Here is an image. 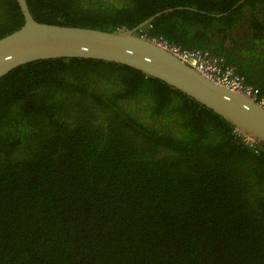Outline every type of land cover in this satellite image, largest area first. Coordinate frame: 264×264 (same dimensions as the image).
Masks as SVG:
<instances>
[{
	"label": "trees",
	"instance_id": "1",
	"mask_svg": "<svg viewBox=\"0 0 264 264\" xmlns=\"http://www.w3.org/2000/svg\"><path fill=\"white\" fill-rule=\"evenodd\" d=\"M239 1L26 0L36 22L109 32L191 8L155 17L147 34L223 57L263 98L264 65L210 46L215 29L237 27ZM23 22L16 0H0V39ZM255 143L124 65L19 66L0 78V264H264Z\"/></svg>",
	"mask_w": 264,
	"mask_h": 264
},
{
	"label": "water",
	"instance_id": "2",
	"mask_svg": "<svg viewBox=\"0 0 264 264\" xmlns=\"http://www.w3.org/2000/svg\"><path fill=\"white\" fill-rule=\"evenodd\" d=\"M16 2L24 22L18 30L0 39V78L39 60L75 58L124 65L179 90L236 130L264 143L262 107L207 80L168 50L138 37V30L172 9L156 13L130 30L109 32L39 23L31 16L26 0Z\"/></svg>",
	"mask_w": 264,
	"mask_h": 264
},
{
	"label": "flooded vegetation",
	"instance_id": "3",
	"mask_svg": "<svg viewBox=\"0 0 264 264\" xmlns=\"http://www.w3.org/2000/svg\"><path fill=\"white\" fill-rule=\"evenodd\" d=\"M85 1L86 0H82V2H85ZM90 1L94 3L97 0H90ZM99 1L107 6H113V5L117 6L126 0H99ZM244 1H247V0H240L239 2H237L238 6L240 5V3ZM235 6L232 8V10L238 7V6L236 7ZM176 8L178 9V7ZM176 8H168V9L173 10ZM252 8H253L252 13L250 14L245 13V9H252ZM181 9H188V10L193 11V9L186 8V7H182ZM239 13L240 14H237L232 19V23L234 22L233 24L235 26L239 25L237 28L234 29V31L236 30V32H238V35L240 37H234L232 33L229 34L230 37H233L236 39L237 41L236 46L239 48V50H237L235 47L233 49L228 47L227 50H229L228 52L234 55V57L237 58L238 60H240L238 56H243V53H244V55L246 54L247 57L249 56L250 61L259 62L262 65H264V57H263L264 56V0H252L251 3L244 6ZM212 16L217 17L216 15H212ZM219 16L223 17L225 16V14L219 15ZM149 28H151V25H146L145 27L141 28L144 31V35L147 39L161 40V41L168 43L169 45L176 46L174 42L163 39L162 37H155V36L150 37L147 34V31ZM121 30H126V29L122 28ZM251 51H254V55L256 56L248 54ZM250 56H253L255 58H250ZM263 85H264V82H263Z\"/></svg>",
	"mask_w": 264,
	"mask_h": 264
},
{
	"label": "built area",
	"instance_id": "4",
	"mask_svg": "<svg viewBox=\"0 0 264 264\" xmlns=\"http://www.w3.org/2000/svg\"><path fill=\"white\" fill-rule=\"evenodd\" d=\"M141 37L146 38L144 33ZM151 41L157 46L168 50L177 59L195 69L209 81L228 90L243 94L253 101L257 100L258 90L245 85L242 79L235 73L234 67L226 64L223 58L213 57L208 52L199 50H183L178 46L169 45L161 40L152 39ZM260 106L264 109V101L260 102ZM244 143L251 148H255V142L250 138H245Z\"/></svg>",
	"mask_w": 264,
	"mask_h": 264
},
{
	"label": "crops",
	"instance_id": "5",
	"mask_svg": "<svg viewBox=\"0 0 264 264\" xmlns=\"http://www.w3.org/2000/svg\"><path fill=\"white\" fill-rule=\"evenodd\" d=\"M246 1H244V2H242V3H240V10L238 11V14H240L239 12L242 10V8L244 7V6H246V5H248L249 3H247ZM244 5V6H243ZM236 6H238V5H236ZM235 6V7H236ZM253 12V8L252 9H245V13H247V14H250V13H252ZM226 15V14H225ZM239 26V25H238ZM237 26V27H238ZM237 27H235V28H237ZM234 28V29H235ZM226 29H228V28H226ZM234 29L232 30H230V29H228L227 30V33H228V35H226L225 37H223L222 35H221V33L219 32V28H217V29H215L212 33H210V34H208V37H209V40H210V44H212L213 43V45H214V47H215V44L216 43H218V44H220L221 43V47H222V49H224V50H227L228 49V47L229 48H231V49H233L234 47L237 49V50H239V48L236 46L237 44H236V39L235 38H233V37H230V33H232L233 34V36L234 37H240L239 35H238V32H236V30L234 31ZM239 44V43H238ZM236 56V55H235ZM238 58L240 59V60H246L247 59V55L245 54V56L243 55V56H238Z\"/></svg>",
	"mask_w": 264,
	"mask_h": 264
},
{
	"label": "clouds",
	"instance_id": "6",
	"mask_svg": "<svg viewBox=\"0 0 264 264\" xmlns=\"http://www.w3.org/2000/svg\"><path fill=\"white\" fill-rule=\"evenodd\" d=\"M150 24V22L147 24V25H149ZM145 27V26H144ZM122 31H126V30H120V31H118V32H122ZM144 33V31L141 29L140 31H138L137 32V35H138V37L139 38H141V39H144V40H147V41H149V42H151V43H153L150 39H147V38H142L141 37V35ZM153 44H155V43H153ZM156 45V44H155ZM157 46V45H156ZM210 46L211 47H213L214 45H213V43L212 44H210ZM159 47V46H158ZM181 49H183V50H189V51H195V50H199V51H202V52H208L211 56H213V57H217V58H223V57H219V56H216L215 54H213V53H211L210 51H204V50H200V49H192V50H190V49H185V48H181ZM224 59V58H223ZM225 60V59H224ZM227 64V63H226ZM188 66V65H187ZM231 66V65H230ZM190 67V66H189ZM233 67V66H232ZM192 68V67H191ZM193 69V68H192ZM235 69V68H234ZM195 70V69H194ZM196 71V70H195ZM235 73L242 79V81H243V77H241L237 72H236V70H235ZM201 75V74H200ZM205 78V77H204ZM208 80V79H207ZM244 82V81H243ZM245 85H248V84H246V83H244ZM218 85V84H217ZM220 86V85H219ZM248 86H251V85H248ZM223 87V86H222ZM252 88H254V89H257L258 90V92H259V94H258V98H257V100L256 101H253V102H255V103H257L259 106H260V102H262V101H264V97L263 98H261V96H260V90L257 88V87H254V86H251ZM234 92V91H233ZM237 93V92H236ZM238 94H240V93H238ZM242 96H244V97H246L245 95H243V94H241ZM246 98H248V97H246ZM248 99H250V98H248ZM251 100V99H250ZM261 107V106H260ZM235 129V128H234ZM235 132H237V135L238 136H240V138H242V140H243V142H244V139L245 138H250V139H252V140H254V142H257V140H255L253 137H251V136H248V135H245L244 133H241L240 131H238V130H236L235 129ZM246 145V144H245ZM248 146V145H247ZM255 147H256V143H255Z\"/></svg>",
	"mask_w": 264,
	"mask_h": 264
},
{
	"label": "rangeland",
	"instance_id": "7",
	"mask_svg": "<svg viewBox=\"0 0 264 264\" xmlns=\"http://www.w3.org/2000/svg\"><path fill=\"white\" fill-rule=\"evenodd\" d=\"M224 24H226V23L223 21L222 25H224ZM263 57H264V56H263Z\"/></svg>",
	"mask_w": 264,
	"mask_h": 264
}]
</instances>
